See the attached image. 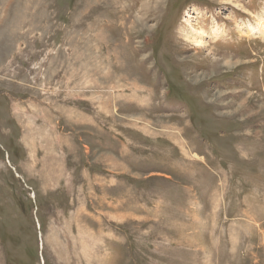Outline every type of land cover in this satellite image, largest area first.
<instances>
[{
	"label": "rangeland",
	"instance_id": "obj_1",
	"mask_svg": "<svg viewBox=\"0 0 264 264\" xmlns=\"http://www.w3.org/2000/svg\"><path fill=\"white\" fill-rule=\"evenodd\" d=\"M261 16L0 0V264H264Z\"/></svg>",
	"mask_w": 264,
	"mask_h": 264
},
{
	"label": "bare ground",
	"instance_id": "obj_2",
	"mask_svg": "<svg viewBox=\"0 0 264 264\" xmlns=\"http://www.w3.org/2000/svg\"><path fill=\"white\" fill-rule=\"evenodd\" d=\"M244 32L253 34V35H260L264 37V16L259 18V21L257 23L256 27H253L251 24L249 25H245V27L243 28ZM244 34V33H243ZM26 36V35H25ZM204 37H206V35H204L203 33H199L197 40H195V44L198 47H203L204 45Z\"/></svg>",
	"mask_w": 264,
	"mask_h": 264
}]
</instances>
